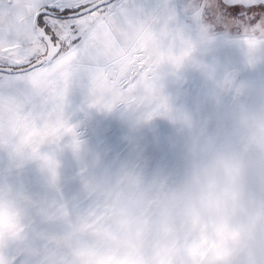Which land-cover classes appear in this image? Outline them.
<instances>
[{
	"label": "clouds",
	"instance_id": "obj_1",
	"mask_svg": "<svg viewBox=\"0 0 264 264\" xmlns=\"http://www.w3.org/2000/svg\"><path fill=\"white\" fill-rule=\"evenodd\" d=\"M154 6L175 9L172 0ZM250 38L221 44L207 25L194 31L175 10L138 45L150 83L167 100L164 114L149 118L157 102L136 99L105 108L88 76L67 97L75 135L29 138L14 118H0V264H264V39L250 46ZM222 47L236 48L239 63L223 59ZM190 77L201 82L193 106L181 102ZM76 90L89 112H120L133 132L169 121L174 165L150 171L136 147L108 162L71 122ZM29 170L35 187L25 182ZM68 180L79 185L71 199Z\"/></svg>",
	"mask_w": 264,
	"mask_h": 264
},
{
	"label": "snow or ice",
	"instance_id": "obj_2",
	"mask_svg": "<svg viewBox=\"0 0 264 264\" xmlns=\"http://www.w3.org/2000/svg\"><path fill=\"white\" fill-rule=\"evenodd\" d=\"M221 8L250 17L243 34L252 37L250 46L254 37L264 39V0H232ZM174 14L152 0H0V118H14L29 138L75 135L65 116L67 97L70 85L88 76L101 106L155 101L149 118L164 114L167 100L150 83L138 45ZM201 16L197 10V22ZM172 59L179 63L182 56Z\"/></svg>",
	"mask_w": 264,
	"mask_h": 264
},
{
	"label": "rangeland",
	"instance_id": "obj_3",
	"mask_svg": "<svg viewBox=\"0 0 264 264\" xmlns=\"http://www.w3.org/2000/svg\"><path fill=\"white\" fill-rule=\"evenodd\" d=\"M173 1V7L180 22L194 31L198 30L199 23L195 19V15L191 16L182 10H177L176 0ZM223 1L227 5L232 3V0ZM152 2L156 3L154 0ZM215 37L221 44L226 40H234L222 36ZM220 55L225 60L239 63L240 55L234 47H222ZM200 85L201 82L198 77H190L181 95V102L193 106L200 91ZM68 115L73 124L79 125L78 131L83 134V138L88 140L92 147H98L107 153V161L110 163L130 158L133 155L134 147L143 152L150 171L171 168L175 163L177 132L173 125L165 119H157L152 125L133 132L120 112L112 114L89 112L79 90L74 91L69 98ZM65 163L66 175L71 176L74 163L70 155L66 157ZM25 182L30 187H35V173L33 171L29 170L26 173ZM78 191V183L71 180L66 181L64 187L66 198L71 199Z\"/></svg>",
	"mask_w": 264,
	"mask_h": 264
},
{
	"label": "flooded vegetation",
	"instance_id": "obj_4",
	"mask_svg": "<svg viewBox=\"0 0 264 264\" xmlns=\"http://www.w3.org/2000/svg\"><path fill=\"white\" fill-rule=\"evenodd\" d=\"M221 4L227 5L223 0H176L177 10H182L185 14L195 15L197 10L202 9V16L199 23L207 25L211 34L222 36L228 39H237L244 34L246 21L250 19L246 14H238L237 16L226 15L225 10L221 8ZM245 17L244 20L240 16Z\"/></svg>",
	"mask_w": 264,
	"mask_h": 264
},
{
	"label": "crops",
	"instance_id": "obj_5",
	"mask_svg": "<svg viewBox=\"0 0 264 264\" xmlns=\"http://www.w3.org/2000/svg\"><path fill=\"white\" fill-rule=\"evenodd\" d=\"M154 1H156V2H157V0H154ZM173 3H174V1L172 2V6H173Z\"/></svg>",
	"mask_w": 264,
	"mask_h": 264
}]
</instances>
